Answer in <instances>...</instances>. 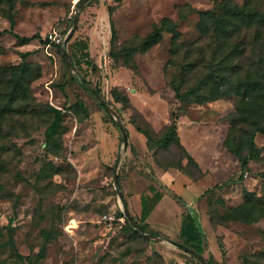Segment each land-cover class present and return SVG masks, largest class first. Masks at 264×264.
I'll list each match as a JSON object with an SVG mask.
<instances>
[{"label": "rangeland", "instance_id": "1", "mask_svg": "<svg viewBox=\"0 0 264 264\" xmlns=\"http://www.w3.org/2000/svg\"><path fill=\"white\" fill-rule=\"evenodd\" d=\"M224 5L258 15L235 29ZM165 18L171 27L147 44ZM12 21L14 34L40 37L0 36V264H207L178 245L189 246L187 213L209 264H264V132L251 144L264 123V0H0V29ZM52 30L64 44L45 39ZM216 128L225 144L202 166L176 140H211ZM117 188L154 237L122 216ZM141 196L145 221L132 212Z\"/></svg>", "mask_w": 264, "mask_h": 264}, {"label": "trees", "instance_id": "2", "mask_svg": "<svg viewBox=\"0 0 264 264\" xmlns=\"http://www.w3.org/2000/svg\"><path fill=\"white\" fill-rule=\"evenodd\" d=\"M258 6V5H256ZM225 9L223 10L224 16L223 19L224 23L223 25H227L229 27L233 26L235 29L239 28V27H250L252 24L251 22H253V18L255 16L258 15V8L255 7H238L237 5H224ZM221 21V20H220ZM13 24L14 22H11V27L10 28H5V29H0V36L3 35L4 33H11L14 34L13 32ZM264 24V23H262ZM231 25V26H230ZM169 27H171V23L168 22V20L165 18L162 21V24L155 28L154 32L151 33L150 35H148L145 38V42L148 43H153L155 41H157L160 37H161V33L163 30L168 29ZM17 38H20L23 41H30L33 38H39L40 35L39 34H35L33 36H19L17 34H14ZM116 37V32L115 29L113 28V39ZM247 38L245 37L244 40H246ZM76 47L79 48V50L82 53V57L88 58L89 57V51H88V44L86 42H76ZM76 61V60H75ZM76 63H78L76 61ZM81 82L85 85L86 82L84 79H81ZM241 87H244V85H241ZM245 88L248 90H253L254 86H248L245 85ZM21 89V86H18L17 90L19 91ZM99 90H95V93H98ZM177 97L184 99L185 95L181 94L178 91L177 88ZM61 117H62V112L60 110H55L54 111V116L53 119L50 123V125L47 128V137L48 138H52L55 134V132L57 131V129L60 126V122H61ZM114 120V119H113ZM115 121V120H114ZM117 125L119 123L115 122ZM176 124L172 125L166 135H165V140H170L172 138V135L174 133H176ZM140 130V129H139ZM255 132H264V123L261 125H258L255 127V130L252 134V139H251V144L254 146V142H253V137ZM177 142L179 143V145L185 150L186 154L191 158L194 159L189 152L186 150V148L184 147V145L181 143V140L179 137L176 138ZM224 140V144H225ZM230 151V150H229ZM239 158V157H238ZM195 160V159H194ZM239 160L241 161V167L245 166L247 161H248V157L247 156H243L240 157ZM196 161V160H195ZM160 197V196H157ZM142 214H141V219L143 221H145L147 219V217L149 216V214L151 213L152 208L150 206H147L148 201H147V196H142ZM124 203H125V210L122 212V216L126 217V219L128 220V215H131L129 210H128V204L127 201L124 199ZM132 216V215H131ZM134 218V217H133ZM135 219V218H134ZM136 220V219H135ZM180 237L184 240V242L186 244H188L190 246V244H194L196 245L195 249L196 251H198L199 253L203 252V238L198 230V226L192 216L191 213H187L182 221V225H181V229H180ZM17 257H19L20 259L24 260L25 257L22 254H17ZM27 264H32L31 262H28Z\"/></svg>", "mask_w": 264, "mask_h": 264}, {"label": "crops", "instance_id": "3", "mask_svg": "<svg viewBox=\"0 0 264 264\" xmlns=\"http://www.w3.org/2000/svg\"><path fill=\"white\" fill-rule=\"evenodd\" d=\"M189 125V124H188ZM228 130V124L225 126ZM185 128V127H184ZM196 129V128H195ZM197 131V129H196ZM219 128H216L215 134H213V138L211 140H207L205 137H199L197 140H193L192 137L190 139L187 138L185 135L181 136V143L184 145L186 150L189 152V154L198 162H200L202 166V162H206L210 159L212 152L214 151V147L219 150V147L223 144L224 140H217L220 136ZM183 137V138H182ZM197 137V136H196ZM204 167V166H203ZM171 173V172H170ZM174 179L173 188L177 192H184L185 195H189L192 193L193 189H195V185H191L189 177L187 175H184L182 173H171ZM186 184H188V187H186ZM140 202L142 201V196L138 199ZM135 215H139L141 217L142 214V202H141V209L137 208V210L132 211Z\"/></svg>", "mask_w": 264, "mask_h": 264}, {"label": "water", "instance_id": "4", "mask_svg": "<svg viewBox=\"0 0 264 264\" xmlns=\"http://www.w3.org/2000/svg\"><path fill=\"white\" fill-rule=\"evenodd\" d=\"M78 17H79V13L76 12L75 17H74V27L77 25ZM65 41H66V38L64 39V43H65ZM63 53H64L66 59L68 60V62L72 65V62H71V59H70V55L68 54V52L65 49H63ZM90 89L95 93V91L92 88H90ZM95 94L98 95L97 93H95ZM100 100H101L102 104L106 107V109L109 112H112V107L103 98L100 97ZM117 123H119V122H117ZM118 127L121 129V132H122V135H123V142H124L125 147H127L128 146V135H127V132H126L125 128L123 127V125L121 123L118 124ZM115 184L116 185L118 184V173H117V171L115 172ZM117 192H118V194H119V196H120V198H121V200L123 202L124 210H125V203H124V200H123V195L121 194V191L118 188H117ZM128 221L131 223V225H133L136 229H138L139 231L143 232L144 234H146L148 236H151V237L155 236L154 234L147 233L146 230H145V227L143 226V224H141L140 222H137L136 220H134L131 217V215H128ZM178 245L183 247L186 251H188L190 254L195 256L197 259L209 264V262L198 251H196V250L192 249L191 247H189L187 245H184L182 243H178Z\"/></svg>", "mask_w": 264, "mask_h": 264}, {"label": "built area", "instance_id": "5", "mask_svg": "<svg viewBox=\"0 0 264 264\" xmlns=\"http://www.w3.org/2000/svg\"><path fill=\"white\" fill-rule=\"evenodd\" d=\"M45 39L49 42V43H56V44H63L64 40L61 37V35L58 33L57 30H52L51 32H49L47 34V36L45 37Z\"/></svg>", "mask_w": 264, "mask_h": 264}, {"label": "bare ground", "instance_id": "6", "mask_svg": "<svg viewBox=\"0 0 264 264\" xmlns=\"http://www.w3.org/2000/svg\"><path fill=\"white\" fill-rule=\"evenodd\" d=\"M86 1V0H85ZM75 71V70H74ZM133 218V216H131ZM134 219V218H133ZM135 220V219H134ZM137 221V220H136ZM138 222V221H137Z\"/></svg>", "mask_w": 264, "mask_h": 264}]
</instances>
